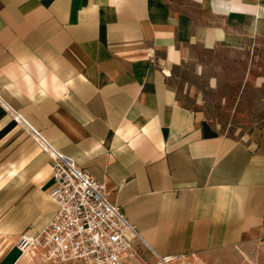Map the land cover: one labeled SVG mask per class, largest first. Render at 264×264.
I'll return each mask as SVG.
<instances>
[{
  "label": "crops",
  "instance_id": "0c3cea01",
  "mask_svg": "<svg viewBox=\"0 0 264 264\" xmlns=\"http://www.w3.org/2000/svg\"><path fill=\"white\" fill-rule=\"evenodd\" d=\"M217 48L260 56L263 85L264 0H0V264H43L16 242L57 211L33 132L105 184L149 264L264 242V127L227 135L175 86Z\"/></svg>",
  "mask_w": 264,
  "mask_h": 264
},
{
  "label": "built area",
  "instance_id": "2783aa9c",
  "mask_svg": "<svg viewBox=\"0 0 264 264\" xmlns=\"http://www.w3.org/2000/svg\"><path fill=\"white\" fill-rule=\"evenodd\" d=\"M33 136L50 162L48 195L57 211L37 234L18 236L20 253L43 264H149L135 246L138 234L121 208L110 203L105 184L52 149L35 132ZM170 262L162 258L153 264Z\"/></svg>",
  "mask_w": 264,
  "mask_h": 264
},
{
  "label": "rangeland",
  "instance_id": "374dc122",
  "mask_svg": "<svg viewBox=\"0 0 264 264\" xmlns=\"http://www.w3.org/2000/svg\"><path fill=\"white\" fill-rule=\"evenodd\" d=\"M217 48L198 50L178 71L175 86L188 104H197L207 119L227 135L238 136L253 125L264 127V83L254 86L261 58ZM195 102V103H194ZM170 264H264V242L208 255H184Z\"/></svg>",
  "mask_w": 264,
  "mask_h": 264
}]
</instances>
